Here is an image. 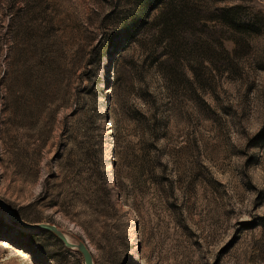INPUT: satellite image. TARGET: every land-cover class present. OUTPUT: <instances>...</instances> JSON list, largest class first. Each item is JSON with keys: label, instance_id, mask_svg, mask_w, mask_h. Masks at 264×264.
<instances>
[{"label": "rangeland", "instance_id": "rangeland-1", "mask_svg": "<svg viewBox=\"0 0 264 264\" xmlns=\"http://www.w3.org/2000/svg\"><path fill=\"white\" fill-rule=\"evenodd\" d=\"M237 5L245 20L254 21L253 29L238 31L224 22V7ZM190 7L203 15L176 32L181 41L170 54L172 62L186 68L191 84L170 78L168 89L160 62L170 54L155 21L165 5L149 0H0V198L13 216L55 223L70 241L83 240L94 264H264V0H191ZM34 11L66 57L72 88L85 71H95L92 80L90 73L85 76V84L100 80L103 115L109 103L112 115L130 102L148 111L140 97L145 92L157 97L162 114L169 112L174 145L186 147L176 153V168L184 186L195 178L192 207L184 214L189 230L178 226L174 210L154 197L135 212L123 206L128 219L121 212L102 213L87 201L76 203L71 215L49 206L56 192L44 195L46 182L55 183L47 177L59 170L58 162L51 161L54 150L49 147L39 165L31 146L24 165L18 157L23 130L15 98L28 58L23 32L31 30ZM208 12H215L212 18ZM141 24L145 27L128 46L114 49L128 28ZM98 40L111 51L102 63L90 52ZM91 58L95 63L88 65ZM121 133L126 143L135 139L130 129ZM122 145L119 141L118 153ZM13 216L0 206V264H85L83 255L54 233L27 229ZM123 230L128 231L127 245L120 239ZM4 239L10 244L4 245ZM19 247L33 259L23 258Z\"/></svg>", "mask_w": 264, "mask_h": 264}, {"label": "trees", "instance_id": "trees-1", "mask_svg": "<svg viewBox=\"0 0 264 264\" xmlns=\"http://www.w3.org/2000/svg\"><path fill=\"white\" fill-rule=\"evenodd\" d=\"M203 1L215 3L228 0ZM149 2L158 7L166 6V11H162L155 21L160 22L157 35L167 42L170 54L173 44L181 41L177 39L176 32L186 29L185 25L189 27L197 24L196 20L202 17L203 12L191 8V0ZM238 9V5L225 6L224 22L238 31L253 29L256 25L254 21L245 20ZM214 13L208 12L207 17L212 18ZM35 14L31 30L23 32L25 40L28 39V58L26 68L20 73L15 98L18 127L23 130L19 136L18 157L20 165H24L31 146L39 165L46 150L49 147L54 150L51 161L58 162L59 170L47 177L54 179L55 183L50 180L46 182L44 195L47 198L56 192L49 206L71 215L76 203L88 202L90 207L102 213L117 215L121 212L128 219V213L123 209L125 204L135 212L154 197L165 201L169 210H174L172 213L177 217L178 226L189 230L186 222L188 219L184 214L186 209L192 207L191 192L195 178L193 175L184 186L185 180L176 168V153L184 151L186 147L176 149L174 145L176 138L171 129L169 112L162 114L157 97L145 92L140 97L148 111L136 102H130L118 114L112 115L109 103L107 113L103 115L100 110V80L85 84V76L90 73L87 77L92 80L95 71H85L77 77L76 87L72 88V70L67 69L66 57L62 50L56 48L53 34L47 30L49 26L38 20L39 11ZM142 25L128 28L120 40L115 42L114 49L121 51L128 46L135 33L145 27ZM197 28L191 32L197 31ZM90 52L101 63L106 56L111 55L108 46L101 44V40ZM185 53L190 54V51L186 50ZM94 58L89 60L88 65L95 63ZM160 66L168 89L167 81L174 78H178L186 87L191 84L186 68L179 66L178 61L172 62L171 54L160 62ZM136 95L139 97L140 92ZM107 122H111V128ZM27 128L30 133H27ZM111 129L113 131L108 133ZM125 129H130L135 136L134 140L127 143L123 140L121 130ZM110 141L113 143V158L111 171H108L105 156ZM119 141L124 145L118 153ZM178 192L184 194L182 204H179L181 194ZM121 238L122 243L127 245L128 231L123 230Z\"/></svg>", "mask_w": 264, "mask_h": 264}, {"label": "water", "instance_id": "water-1", "mask_svg": "<svg viewBox=\"0 0 264 264\" xmlns=\"http://www.w3.org/2000/svg\"><path fill=\"white\" fill-rule=\"evenodd\" d=\"M0 206L6 212H8L10 215L13 216L12 210L10 209L8 203L2 198H0ZM13 218L17 222L23 224L27 229H44V230L51 231L56 236H58L65 243V245L67 247L76 248L83 255L84 260H85V264H94L93 254H92L90 248L88 247V245L83 240H80L77 243L70 241L68 239V237L66 236V234L59 228V226L57 224L52 223V222H42V223H36V224L28 223V222L16 217L15 215L13 216Z\"/></svg>", "mask_w": 264, "mask_h": 264}, {"label": "bare ground", "instance_id": "bare-ground-1", "mask_svg": "<svg viewBox=\"0 0 264 264\" xmlns=\"http://www.w3.org/2000/svg\"><path fill=\"white\" fill-rule=\"evenodd\" d=\"M110 79V76L109 77H107V81ZM110 166V165H109ZM111 187H113V184L111 185ZM125 206L126 207H128V205H126L125 204ZM2 243L4 244V245H9L10 243H9V241H7V239H4L3 241H2ZM19 251H20V255L23 257V258H30V259H33V258H31V257H33V255L28 251V250H26V249H22V247H19Z\"/></svg>", "mask_w": 264, "mask_h": 264}]
</instances>
